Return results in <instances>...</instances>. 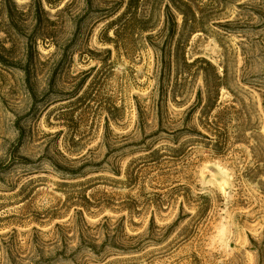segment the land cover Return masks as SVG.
<instances>
[{"label": "rangeland", "instance_id": "1", "mask_svg": "<svg viewBox=\"0 0 264 264\" xmlns=\"http://www.w3.org/2000/svg\"><path fill=\"white\" fill-rule=\"evenodd\" d=\"M0 264H264V0H0Z\"/></svg>", "mask_w": 264, "mask_h": 264}]
</instances>
